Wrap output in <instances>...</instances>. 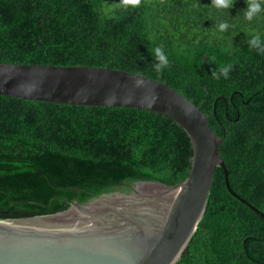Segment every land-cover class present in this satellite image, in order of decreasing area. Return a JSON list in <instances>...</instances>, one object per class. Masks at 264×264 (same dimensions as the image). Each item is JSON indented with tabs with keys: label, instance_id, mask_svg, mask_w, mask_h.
Wrapping results in <instances>:
<instances>
[{
	"label": "trees",
	"instance_id": "1",
	"mask_svg": "<svg viewBox=\"0 0 264 264\" xmlns=\"http://www.w3.org/2000/svg\"><path fill=\"white\" fill-rule=\"evenodd\" d=\"M0 0V63L108 66L160 80L207 116L219 137L204 215L176 264H264V12L246 0ZM264 7V0H261ZM230 27L220 31L218 25ZM169 67L157 73L154 49ZM214 58V61H212ZM212 61V62H210ZM232 65L229 78L212 71ZM170 117L0 95V218L46 214L132 178L172 186L189 174L192 148ZM255 210H254V209Z\"/></svg>",
	"mask_w": 264,
	"mask_h": 264
},
{
	"label": "water",
	"instance_id": "2",
	"mask_svg": "<svg viewBox=\"0 0 264 264\" xmlns=\"http://www.w3.org/2000/svg\"><path fill=\"white\" fill-rule=\"evenodd\" d=\"M137 74L108 66L0 63V95L155 111L180 126L192 148L189 174L178 184L132 178L99 189L86 203L76 199L46 214L0 218V264H176L204 215L218 166L230 195L246 203L231 191L219 155L226 136L215 134L201 109L175 88ZM28 87L35 91L25 95Z\"/></svg>",
	"mask_w": 264,
	"mask_h": 264
},
{
	"label": "clouds",
	"instance_id": "3",
	"mask_svg": "<svg viewBox=\"0 0 264 264\" xmlns=\"http://www.w3.org/2000/svg\"><path fill=\"white\" fill-rule=\"evenodd\" d=\"M235 0H212L211 5L215 6L218 9H231L234 6ZM119 4L125 7H139L142 4V0H120ZM247 7L243 11L245 15V19L248 21H252L256 18L261 12H264V7H262L261 0H246ZM230 25L226 22H221L218 25V29L220 31H226ZM250 47L258 49L260 53L264 54V41L261 40L260 36L254 35L251 40L247 41ZM154 58L156 63L153 65L154 70L157 73L162 74L163 70L169 67V60L167 55L164 53L162 47H157L154 49ZM214 61V58H212ZM210 61V62H212ZM232 71V65H221L219 68H214L212 71V79L219 80L223 77L225 80L229 78V74ZM139 76V74H137ZM135 84L137 86H142L144 81L142 79H135ZM35 91L34 87H28L25 91V95H30ZM158 99V96L153 94V102ZM116 97L113 96V101L115 102ZM125 102H131V98L126 100Z\"/></svg>",
	"mask_w": 264,
	"mask_h": 264
}]
</instances>
